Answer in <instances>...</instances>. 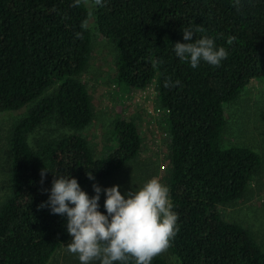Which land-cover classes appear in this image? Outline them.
Masks as SVG:
<instances>
[{
	"label": "trees",
	"instance_id": "1",
	"mask_svg": "<svg viewBox=\"0 0 264 264\" xmlns=\"http://www.w3.org/2000/svg\"><path fill=\"white\" fill-rule=\"evenodd\" d=\"M90 1L89 10L83 0H0V114L20 111L7 138L0 264H49L67 241L66 218L39 207L57 170L87 186L111 178L141 150L135 118H114L100 154L86 134L96 117L82 78L92 56L91 19L113 50L115 85L132 91L152 84L157 111H166L163 181L179 232L151 264H171L167 256L178 264H264V228L259 236L221 213L247 196L262 167L257 151L227 144L224 133L226 107L254 80L264 83V0L238 7L234 0ZM189 26L204 29L193 40L211 36L228 50L219 67L193 69L176 58L174 43L185 42ZM143 165L147 176L155 171L152 162Z\"/></svg>",
	"mask_w": 264,
	"mask_h": 264
},
{
	"label": "rangeland",
	"instance_id": "2",
	"mask_svg": "<svg viewBox=\"0 0 264 264\" xmlns=\"http://www.w3.org/2000/svg\"><path fill=\"white\" fill-rule=\"evenodd\" d=\"M83 2L89 10L92 8L90 0H83ZM90 26L93 31L92 56L87 66L88 72L82 78L90 93L96 117L86 129V134L95 145L97 154L103 153V145L110 135L113 120L116 116H120L126 119L135 118L142 138L141 150L136 159L124 164L111 178L95 183L102 187L118 184L121 186L122 193L142 185L153 177L165 183L163 176L168 167L165 159L168 132L163 126L165 114L163 111H166H157L152 84L144 90L132 91L115 85L112 81L115 74L113 50L109 42L95 29L92 19ZM109 74L112 77H109ZM263 88L262 81L254 80L246 87V92L244 91L245 94H242L241 99L225 109L227 118L225 142L231 145L243 144L253 148L262 157V167L247 196L221 209L224 218L241 223L259 236L260 228H264V102L261 101ZM18 113L20 111L0 114V202L10 187L7 138L9 127ZM149 162L154 164L155 171L147 176L143 172V170L147 171L143 164ZM93 184L82 186L90 196L94 195ZM104 199L102 193L99 203L104 202ZM71 239L69 235L49 264H80L77 256L66 249ZM165 252L167 250L160 254L166 256ZM167 258L171 264H178L172 256H167Z\"/></svg>",
	"mask_w": 264,
	"mask_h": 264
},
{
	"label": "clouds",
	"instance_id": "3",
	"mask_svg": "<svg viewBox=\"0 0 264 264\" xmlns=\"http://www.w3.org/2000/svg\"><path fill=\"white\" fill-rule=\"evenodd\" d=\"M101 4L102 0H96ZM239 6L240 0H234ZM183 41L175 42L173 52L193 69L206 63L219 67L228 57L224 46H217L215 38L202 35L201 27L182 29ZM235 36L226 43L233 45ZM179 84V81L176 82ZM50 170H41L42 181ZM52 172V171H51ZM53 173V172H52ZM89 180H95L92 170ZM94 195H89L71 173L57 170L51 182L46 201L39 207H47L52 214L66 218V230L72 237L66 245L68 252L77 256L80 264H151L152 259L166 251L179 232V215L170 198L169 187L153 177L142 185L121 192L120 185L102 187L93 184ZM105 199L100 211V199Z\"/></svg>",
	"mask_w": 264,
	"mask_h": 264
}]
</instances>
